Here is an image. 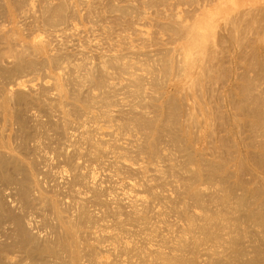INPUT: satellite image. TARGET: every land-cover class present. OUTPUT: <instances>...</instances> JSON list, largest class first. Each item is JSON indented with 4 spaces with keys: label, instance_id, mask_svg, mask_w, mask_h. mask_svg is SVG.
<instances>
[{
    "label": "bare ground",
    "instance_id": "bare-ground-1",
    "mask_svg": "<svg viewBox=\"0 0 264 264\" xmlns=\"http://www.w3.org/2000/svg\"><path fill=\"white\" fill-rule=\"evenodd\" d=\"M212 100L222 128L236 130L222 165L190 151ZM0 124L14 130L15 185L27 168L60 226L37 235L44 264H202L198 252L184 256L203 241L195 227L213 220L194 210L207 194L188 190L201 170L239 164L241 193L228 184L222 199L246 203L247 181L264 193V0H0ZM247 125L259 140L242 135ZM98 169L109 186L96 183ZM256 209L264 218V199ZM252 235L254 264H264V228Z\"/></svg>",
    "mask_w": 264,
    "mask_h": 264
},
{
    "label": "rangeland",
    "instance_id": "rangeland-1",
    "mask_svg": "<svg viewBox=\"0 0 264 264\" xmlns=\"http://www.w3.org/2000/svg\"><path fill=\"white\" fill-rule=\"evenodd\" d=\"M231 15V13L220 15L215 39L219 37V34L223 35L225 33L223 29L227 25V20ZM222 53L223 48L220 52L221 57ZM221 79L216 85L219 88L218 93L220 95L222 94V88H226L227 83H230V78L225 80V77H222ZM218 102L220 101L218 100ZM214 104H216L215 100L208 103V112H210L206 120V123H209L208 126H205L204 119L201 118V115H198L200 126L191 127L192 132L190 133L189 144L191 145L190 151L194 154L195 159L208 160L222 165V156L226 152L224 149L227 151L228 148L231 151L235 150V147L230 148L227 146V143L232 142L230 138L224 139V137L230 135L232 138L231 134H234L236 130L233 129L232 133H230L228 128H222V120L218 118L217 114L222 113L224 108L219 107L216 113ZM241 122L248 124L249 122H254V119L251 116H246L242 117ZM255 129L258 128L255 127ZM261 131L255 133L247 125L244 127L242 135L251 134L259 140ZM13 135L14 130L9 129L5 124H0V264H44L51 259L49 257L51 254L47 247L44 248V242L37 235L40 234L41 237L47 233L49 238H53L59 235L60 226L52 217L50 209L44 208L40 197H37L35 194V187L27 168H23L25 172L23 170L21 178L15 185V174L12 172V168L18 166V162L15 158L16 149L13 147ZM251 141L249 138L245 140V142L249 143ZM7 142L10 143L9 146L6 145ZM22 147L24 153L29 149L25 139ZM248 150L261 151L258 148L252 147L244 149V151ZM195 161L193 160L191 164L194 167ZM232 164L233 161L229 165L232 166ZM160 165H163V162ZM233 168V166L229 168L226 165L224 170L221 166V170H218L214 174H209L207 171L201 170L198 175L199 180L197 179L198 181L196 180L188 188L189 192H192L200 187L202 192L207 194L208 197L204 200V205L206 206L203 208L195 206L194 210L199 213L203 212L211 215L213 220L211 224L203 225L200 222L199 225H202V227H195V236L203 239V241L197 244L198 247H191L192 249L187 250L184 253L185 257L198 252L196 254L198 255L197 261H201L202 264H243L245 261L247 264H254L256 237L252 235V230H263L264 218H258L253 215L257 210V204L261 199H264V193L261 199L256 198L257 196L251 191L256 186V180L247 181V188L244 189L245 196L248 199L246 203L239 205L238 201L234 199L235 197L231 196L222 199L224 187L228 186V184H231L230 187L234 188L232 190L233 195H235L234 190L237 194L241 193L240 190L235 189V185L233 184L237 182V175L240 176L241 173L239 164L235 165V168H237L236 174L233 173ZM96 172V183H99L102 187L109 186L107 181L109 180L110 172L107 170L102 171L101 169H98ZM248 177L249 175L247 174L241 178L246 179ZM187 178H184L186 184H188ZM222 178L224 181L223 184ZM180 181L181 178H179ZM123 183L125 185L126 182ZM18 186L20 187L19 196L16 195ZM137 188L140 189L141 187ZM165 188L168 189L169 185H166ZM121 191L125 190H118V192ZM164 193L168 192L164 191ZM111 195H114V193ZM118 197L121 196L118 195ZM18 200H20V204ZM225 203H229V206L226 207ZM222 213L224 219L222 218ZM241 217L242 223L239 222ZM33 218L37 219V222L34 224H41L43 222V227L39 231L31 223ZM107 247L111 250V243ZM51 248H56V245L50 244L49 250ZM43 257H45L44 262ZM110 259H112V256H110Z\"/></svg>",
    "mask_w": 264,
    "mask_h": 264
}]
</instances>
